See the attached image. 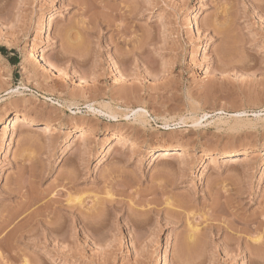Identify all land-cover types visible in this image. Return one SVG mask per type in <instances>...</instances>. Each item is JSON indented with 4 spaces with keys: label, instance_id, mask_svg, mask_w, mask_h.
<instances>
[{
    "label": "rangeland",
    "instance_id": "1",
    "mask_svg": "<svg viewBox=\"0 0 264 264\" xmlns=\"http://www.w3.org/2000/svg\"><path fill=\"white\" fill-rule=\"evenodd\" d=\"M16 210L0 264H264V0H0V226Z\"/></svg>",
    "mask_w": 264,
    "mask_h": 264
},
{
    "label": "bare ground",
    "instance_id": "2",
    "mask_svg": "<svg viewBox=\"0 0 264 264\" xmlns=\"http://www.w3.org/2000/svg\"><path fill=\"white\" fill-rule=\"evenodd\" d=\"M83 3H84V1H83ZM44 28V27H43ZM42 59V62L44 63V65L46 66V67H48V68H50V69H52V70H56V68L54 67V65L53 64H51V62H49L44 56H42L41 57ZM59 70V69H58ZM58 70H56V71H58ZM60 73V72H59ZM62 73V72H61ZM98 104H99V108L97 109V108H94V107H89V113H92L94 116H99V118L100 117H107L108 119H111V120H113V121H115V122H117V120H125V119H128L129 118V115H130V113H132V110H130V108H125L124 110L119 106V105H117V107H115L111 102H106L105 100H102V101H100V102H98ZM74 105H77L76 104V101L74 100V101H70L69 102V105H67L66 107H68V108H70L71 106H74ZM147 111H145V110H143V111H133V116H134V122H135V124H139V126H141L142 128H145L146 127V125L148 124V117H147ZM231 118H233V120H234V123H233V125L232 126H230V130H232V131H235V130H241L242 128H244L243 127V125L245 126V124L242 122V121H240L239 120V117L238 116H232ZM16 121V123L15 124H22L21 122L23 121L21 118H16L15 119ZM32 124H34V125H38V123L37 122H32V121H30ZM194 123H199V119H194ZM221 123L222 124H225L224 122H222L221 121ZM59 127V126H58ZM40 133H43V134H47V133H51L52 131H53V129H56V127H55V125L54 126H51V125H42V126H40ZM135 130L137 131V132H139L138 130L139 129H137V128H135ZM96 133V129L95 128H90V130L89 131H87V130H82V131H80L79 133H77L78 134V138L79 139H81V138H87V136H89V135H91V134H95ZM125 139H128V140H134L135 138L132 136V135H122ZM184 154V155H187L186 154V152L184 151V149H181V148H178V147H173V146H170V147H163V148H160L159 150H157L156 151V155H157V158L158 159H164V158H168V157H171V156H174V155H179V154ZM240 156V153H238V152H234V153H232V154H230V155H226L225 156V158H223L224 159V163H227V164H233V163H236V162H238V157ZM110 195V194H109ZM112 197V196H111ZM72 199V198H71ZM74 199V198H73ZM70 200L69 199V203H73L74 202V200ZM77 200V199H76ZM79 201H80V199H78ZM78 201V202H79ZM81 202V201H80ZM79 202V203H80ZM169 203V202H168ZM25 204H26V206H27V202H24L22 205H21V207L20 208H23L24 206H25ZM81 204H82V202H81ZM171 204V203H170ZM169 204V205H170ZM168 205V204H167ZM168 205V206H169ZM171 206V205H170ZM20 208L18 209V211H23V209L22 210H20ZM25 208V207H24ZM16 213H17V210H16V212L14 211H12V212H10L9 214H8V216H6V220L4 221V223L0 226L1 228H0V235H1V233H4L6 230H7V228L9 227V226H11V224L14 222V219L16 218L15 217V215H16ZM18 213H20V212H18ZM18 215V214H17ZM16 215V216H17ZM92 225H93V223H92ZM95 226V225H94ZM54 228V229H53ZM52 229H51V231H52V233H56L58 230V228L56 229L55 227H53ZM93 228V227H92ZM16 230V231H15ZM192 230L194 231V230H196V228H193L192 227ZM17 232V227H15V228H13V229H11L10 231H6L7 233L4 235V239H9V238H11L12 239V237L14 238L15 237V232ZM196 232V231H195ZM194 232V233H195ZM22 233V232H21ZM193 233V232H192ZM24 234V233H23ZM23 234H21V235H23ZM193 236H194V238H195V235L194 234H192ZM190 236L189 237V239H187L188 240V243L189 242H194L193 241V236ZM23 237V236H22ZM10 239V240H11ZM261 239V238H260ZM260 239H255L254 240V242L255 243H258L259 241H260ZM2 242H3V240H1ZM0 241V242H1ZM5 241V240H4ZM9 241V240H8ZM188 245H190V244H188ZM193 245V244H192ZM190 247V246H189ZM193 247V246H192ZM188 248V247H187ZM188 250V249H187ZM133 251H134V255H132L130 258H135V257H137L138 255H139V250H138V248H137V246L134 244L133 245Z\"/></svg>",
    "mask_w": 264,
    "mask_h": 264
}]
</instances>
